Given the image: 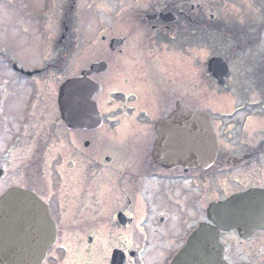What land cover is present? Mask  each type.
<instances>
[{
  "label": "flooded vegetation",
  "instance_id": "af4514ba",
  "mask_svg": "<svg viewBox=\"0 0 264 264\" xmlns=\"http://www.w3.org/2000/svg\"><path fill=\"white\" fill-rule=\"evenodd\" d=\"M260 1L263 2L253 0L251 14L245 12L246 16L240 17L227 16V9L222 6L234 5L237 0H0V196L12 187H21L45 200L64 197L72 201V206L64 202L61 207L57 200L56 206L47 202L57 227V239L42 264H59L58 253L65 248L58 243L64 232L65 245L73 242L76 247L78 264H172L192 232L200 223L208 222L206 209L211 202L251 188L264 190V138L248 150L241 143L225 145L221 140L223 136L230 138L226 135L229 126H217L211 112L185 107L181 102L184 109L209 115L218 141L213 164L203 169L179 164L164 168L150 159L149 165L143 159L131 158L138 151L145 156L146 138L139 137L149 132H137L139 144L100 147L99 139L92 133L95 129L73 130L61 119L57 96L47 90L49 82L43 95L40 78L33 80V75L26 74L38 70L35 75H41L50 68H64L62 64L68 68L76 52L87 51L80 45L81 37L89 40L93 45L89 52L95 58L79 75L94 63L107 64L105 71L89 78L103 82L110 70L112 100L126 101L128 106L121 103L111 111L115 113L111 121L116 123V131L126 124L125 120L128 122L121 119L118 123L123 114L147 118L142 110L136 113L132 104L143 98L149 102V96L157 97L162 90L166 98L173 95L174 87L181 82L182 64L195 63L203 53H207L204 59L200 58L204 69L211 56L226 53L231 76L225 80V87L258 86V92L264 94V69L260 65L253 72V62L243 61L242 77L236 75L234 67V54L242 53L253 42L261 43L264 0ZM21 36L26 43L39 38L34 50L42 54L40 65L26 69L27 72L18 64ZM233 42L236 46H230L234 49L230 55V47L225 44ZM257 61H262L261 57ZM204 74L216 83L205 70ZM22 77L30 79L21 83L25 80ZM165 86L173 89L165 90ZM176 102L177 99L172 110ZM170 109L164 107L159 118ZM248 118L245 116L242 126L233 127L232 131H242ZM154 141L153 136L147 150L150 158ZM86 150L97 152L98 162L115 167L107 187L100 179L86 184ZM96 161L89 163L94 165ZM137 163L140 172L134 174L132 168ZM48 179L51 186L53 181L61 183L63 192L49 195L51 186L44 184ZM70 226L76 232H71ZM263 233L264 229L258 230L251 238L243 239L236 230L219 231L223 260L227 264H260V250H253V243ZM74 257L67 259L66 264L73 263L70 260Z\"/></svg>",
  "mask_w": 264,
  "mask_h": 264
},
{
  "label": "water",
  "instance_id": "95a60500",
  "mask_svg": "<svg viewBox=\"0 0 264 264\" xmlns=\"http://www.w3.org/2000/svg\"><path fill=\"white\" fill-rule=\"evenodd\" d=\"M105 68V63L95 64L82 72V77L68 79L60 86L61 118L71 128L101 125L92 100L100 86L83 76ZM207 69L221 86L230 76L227 63L218 57L208 61ZM156 132V163L203 169L215 158L217 140L206 114L185 112L177 103L176 109L157 123ZM207 219L209 223H201L188 237L173 264H227L222 258L219 230L235 229L240 237L248 239L255 230L264 229V190L249 189L210 203ZM55 237L48 207L35 194L12 188L0 197V264H41Z\"/></svg>",
  "mask_w": 264,
  "mask_h": 264
},
{
  "label": "rangeland",
  "instance_id": "374dc122",
  "mask_svg": "<svg viewBox=\"0 0 264 264\" xmlns=\"http://www.w3.org/2000/svg\"><path fill=\"white\" fill-rule=\"evenodd\" d=\"M260 3H262L259 0ZM250 5L248 7H245L246 5ZM253 0H237V3L232 5H222L227 9V16H233L237 15L240 17H245L247 12L248 14H251L250 12L253 11L254 6ZM230 8V10H228ZM263 8V7H261ZM258 8H256L257 11ZM253 16V15H251ZM250 16V17H251ZM249 17V18H250ZM261 16H258L257 18H260ZM261 19V18H260ZM257 30V29H256ZM261 43H255L253 42L250 45H247L246 48L243 49L242 53L237 54V58L235 60V71L236 75L241 74V66L243 65V61L246 63L253 62V72H255V69L263 68L264 69V34L261 38ZM21 41V47L22 51L19 55L20 61H18V64L20 65V69L23 71H26V69H32L34 67H37L40 65V59L41 55L38 53L35 48L36 41L39 43V38L36 40L33 39V43H30L27 41L24 36L20 37ZM257 41V39H256ZM80 45L86 47V52L84 50H80L76 52V54L71 58L70 65L67 68L66 65L62 64L64 68L57 67V68H50L49 70L45 71L43 75L40 77H37L38 75H34V78H40L38 80V83L42 86L43 90L41 89V94L46 93V83H48V89L50 92L53 93V96L56 95V89L59 86L60 83L65 81L67 78H69L71 75L77 76L80 72V70L90 61H93L95 58L92 54H90V47H93L92 44H90V41L87 39H83L81 37V40H79ZM239 44L242 47V43L239 40ZM225 46L234 48L236 46L235 42L232 43H226ZM230 47V55L232 53V49ZM225 52H220V56H224ZM91 55V56H90ZM207 53H203L201 55H198V60L194 63L191 61L190 63L182 64L181 67V82L179 85H177L175 88V93L173 95H169L171 97H175L173 100L169 98L166 94H164V90L160 91L159 95L157 97L155 96H149V102L146 100L147 98H143L140 103H135L139 108H144L147 111V118L145 119V125L142 126V128L145 130V132H149L147 136L140 135L139 138H146L145 142L146 144V154L142 157V151H138V155L131 157L133 159H143L144 162L149 163L151 165L150 161V154L147 151L148 148L151 146V140L153 138V132H152V125L156 118H159L161 116L162 110L165 107H168L169 104L173 103L175 99L181 101L184 106L191 107L193 109L197 110H204L206 112H211L213 117L216 120L215 125L219 126H229V130H227L226 135L229 136V139H226L223 136V140H221L222 143L227 145L228 143L236 144L241 143L242 146L248 150L250 146L258 141L259 138H264V94L258 92L261 87L258 86H237L235 84H231L229 86H226L224 88L218 87L215 83L213 84L210 82V80L205 78L204 74V64L200 62V58L204 59L206 57ZM212 55V54H211ZM261 57L262 61H256V59H259ZM184 57L182 56V59ZM240 59H242V62H240ZM255 62V63H254ZM262 63V64H261ZM244 66V65H243ZM252 71V70H250ZM259 71V70H258ZM253 72H251V75H253ZM264 73V70H263ZM107 79H105L103 82H100L102 85L101 92L95 96V100L97 102V106L99 109V112L101 113L103 117V125L93 131V135L96 136V139H99L100 141V147L107 146L109 148L110 145L114 146H122V144L130 143L133 144H139L140 140L137 139L138 134L136 133L137 130H132L131 125L133 123V119H131V116H119V119H128L125 120L126 124H123L120 129H117L116 131L114 129V126L116 123H112L111 117L114 116L115 113H112L111 110L116 108V106L111 101V95L114 90V85L112 84V81L109 80L110 78V70L107 71ZM260 75V74H259ZM235 76V74H234ZM243 74H241V77ZM264 77V75L262 74ZM253 77V76H252ZM25 80H22L21 83H24L26 80L30 79V77H22ZM188 78H190V81H188ZM59 80V82H58ZM263 85V83H262ZM163 88V87H162ZM263 88V87H262ZM165 90L173 89L172 86H165ZM174 92V91H173ZM46 95V94H45ZM169 98V99H168ZM56 105V103H55ZM121 113L120 110L117 111V113ZM233 113V114H229ZM245 116H249L247 121L243 126L242 131L240 129H235L232 131L233 127L242 126V123L244 122ZM257 116L261 117L258 118ZM257 117V118H256ZM142 120V119H140ZM128 124V125H127ZM134 125V123H133ZM120 127V126H119ZM263 131L261 132V130ZM111 130H114L117 132V135H114ZM144 132V131H142ZM144 132V133H145ZM240 132V133H239ZM90 132H87V139ZM130 135V136H129ZM237 135H239L237 137ZM260 135V136H259ZM258 136V137H257ZM247 152V151H246ZM105 153H101V155H104ZM124 154H127L124 152ZM115 158V157H114ZM96 164L92 165L89 163L90 160H95ZM100 159V155H98L97 152H93L90 150H86L84 153V162L85 165V182L86 184H91L92 180L100 179L103 181V185L107 187V182H109V174L115 170V167L108 163V162H98ZM137 168L139 167V163H137L132 168V171L134 174L140 172ZM83 172L81 171L80 174ZM106 181V183L104 182ZM44 184H47L48 186H51V183L48 179L47 182ZM64 190V187H63ZM90 190V189H88ZM53 191H61V183H57L53 181L51 190L49 191V195ZM56 200L53 197L47 198L46 201L48 203L54 202V206H56ZM58 203L61 206H64V202H66L67 205L72 206V201H68L64 197H60L58 200ZM58 212H61L60 215H63V211L58 208ZM63 222L61 221V225L63 227ZM76 227V225H75ZM75 227L70 226L71 232L73 231ZM65 234L62 233L61 236V242L58 243V245H61L65 248L64 251H60L58 253L59 264H66V260L69 259L71 256H76L70 261H74L70 264H78V256L76 252V247L74 246L73 242L71 245H65L66 244V232ZM252 244V243H251ZM260 250L259 260L261 261L260 264H264V233L258 234L253 243V250L255 249ZM64 257V262L61 261V257ZM56 259L52 262H55ZM252 264H259L256 261H251Z\"/></svg>",
  "mask_w": 264,
  "mask_h": 264
}]
</instances>
